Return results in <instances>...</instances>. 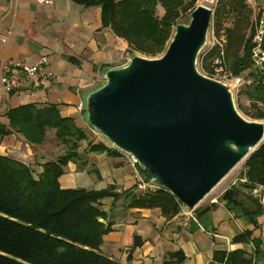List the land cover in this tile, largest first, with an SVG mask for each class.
Segmentation results:
<instances>
[{"label": "crops", "instance_id": "0c3cea01", "mask_svg": "<svg viewBox=\"0 0 264 264\" xmlns=\"http://www.w3.org/2000/svg\"><path fill=\"white\" fill-rule=\"evenodd\" d=\"M247 2L253 20L264 27V0ZM131 54L129 43L103 26L99 6L88 7L73 0H55L52 4L0 0V75L6 59L33 63L42 55L49 57L55 73L45 88L8 93L0 86V120L8 125V111L21 105H56L62 116L72 117L87 134L80 142V158L70 161L59 178L63 188L116 185L119 191L135 187L141 191L144 176L130 155L119 149L114 155L89 150L91 142L115 147L96 134L85 109H79L85 93L103 81V69L125 63ZM66 150L54 128L47 130L42 144L29 143L17 131L0 137V155L25 162L36 175L45 163ZM253 190L242 188L243 205H229L220 195L196 207L215 203L205 213L196 208L189 212L184 207L171 218L159 208H126L125 197L105 198L101 208L108 212L113 227L104 235L100 252L122 264H223L220 258L230 253L232 264L241 259H245L244 264H264V203ZM246 232L249 235L244 241L235 239ZM137 236L139 242L135 244Z\"/></svg>", "mask_w": 264, "mask_h": 264}, {"label": "trees", "instance_id": "16d2710c", "mask_svg": "<svg viewBox=\"0 0 264 264\" xmlns=\"http://www.w3.org/2000/svg\"><path fill=\"white\" fill-rule=\"evenodd\" d=\"M73 1L101 7L103 26L123 37L132 52L154 57L165 50L182 11L193 10L197 0ZM159 5L164 9L162 15L158 13ZM227 19L231 23L225 26V64L234 75L250 70L246 78L252 82L243 85L240 92L251 102L254 114L264 118V70L257 69L252 58L259 25L253 20L247 0H218L214 13L218 32ZM220 51L215 45L204 56L200 54L201 67L207 73L212 71ZM7 116L8 125L0 120V137L17 131L29 143L42 144L47 130L54 128L56 138L67 145V150L45 163L38 175L25 162L0 155V264H122L100 252L104 235L113 227L108 212L101 208V200L125 197L126 208H159L167 218L185 207L160 185L139 192L136 187L119 191L116 185L104 189L63 188L59 178L70 161L80 158L78 149L81 140L87 139L86 132L72 117L62 116L56 105L39 107L29 103L9 110ZM88 148L110 155L120 152L102 142H91ZM138 168L144 180L150 181L151 174ZM244 177L247 181L242 180ZM259 185L264 187V143L248 156L239 183L227 188L222 199L229 205H243L242 188L252 191ZM214 206L215 203L196 210L205 213ZM247 235L246 232L235 239L244 241ZM138 242L137 236L135 244ZM232 255H222L220 261L232 264ZM244 263L245 259L238 261Z\"/></svg>", "mask_w": 264, "mask_h": 264}, {"label": "water", "instance_id": "95a60500", "mask_svg": "<svg viewBox=\"0 0 264 264\" xmlns=\"http://www.w3.org/2000/svg\"><path fill=\"white\" fill-rule=\"evenodd\" d=\"M213 14L197 5L161 56L132 53L84 95L89 125L189 210L264 143V121L244 117L229 85L197 66Z\"/></svg>", "mask_w": 264, "mask_h": 264}, {"label": "built area", "instance_id": "2783aa9c", "mask_svg": "<svg viewBox=\"0 0 264 264\" xmlns=\"http://www.w3.org/2000/svg\"><path fill=\"white\" fill-rule=\"evenodd\" d=\"M40 3L52 4L55 0H35ZM264 33L262 26L258 27L257 35L255 37L256 45L253 48V58L257 67L264 70V50L261 47V39ZM213 46L218 45L221 48L220 55L212 63V71L207 75L226 82L229 87L234 90L236 87L240 88L243 85L251 84L252 80L247 79L241 75H234L225 64L224 59V40L216 37L214 30ZM215 34V35H214ZM2 72L0 75V86L8 93L23 89H40L45 88L54 78L55 73L51 68L50 59L47 55L40 56L35 62L27 63L18 59H6L2 63ZM79 109H85L83 103L79 105ZM94 130V129H93ZM96 134L101 135L94 130ZM243 181H247L244 177ZM157 185L151 181H146L142 178L141 190L148 188H155ZM253 192L260 197L264 203V187L259 185ZM189 212L192 210L187 209Z\"/></svg>", "mask_w": 264, "mask_h": 264}, {"label": "rangeland", "instance_id": "374dc122", "mask_svg": "<svg viewBox=\"0 0 264 264\" xmlns=\"http://www.w3.org/2000/svg\"><path fill=\"white\" fill-rule=\"evenodd\" d=\"M190 1V0H188ZM217 1L218 0H197L195 2V7L199 4H206L208 6H210L213 10H214V13H215V9H216V6H217ZM188 7H190V5H188ZM193 8V7H192ZM192 8L188 9L187 10H183L181 15H180V18H179V22H189L190 20V12L192 10ZM158 13L160 15H162L164 13V9L161 5H159L158 7ZM224 27L220 30V32L217 31L216 29V26H215V22H214V14H213V18H212V23H211V26H210V29H209V33H208V40H207V43L206 45L203 47V49L201 50V55H205L208 50L212 47L213 45V34H212V30H214V33L216 34V37L218 38H221L222 40H224L223 42L226 43V33H225V26L229 25L231 23L230 19H227L225 20L224 22ZM216 30V31H215ZM174 32H175V27L173 29V34H172V37L174 35ZM219 35H218V34ZM214 34V35H215ZM171 37V39H172ZM170 39V40H171ZM169 40V42H170ZM168 42V44H169ZM167 44V46H168ZM166 46V48H167ZM165 48V50H166ZM162 51L159 55L157 56H154V57H159L161 56L164 52ZM132 53H135V54H139V55H143L141 53H138V52H132ZM144 56V55H143ZM200 56V55H199ZM148 57V56H146ZM153 58V57H151ZM252 58H253V54H252ZM254 59V58H253ZM255 63V61H254ZM199 70L203 73V74H206L207 75V72L205 70L202 69V64H201V61H199L198 59V64H197ZM255 67L256 64H255ZM257 69H260L259 67H257ZM250 72V70H247L245 71L241 76L243 77H247L248 73ZM247 79H251V78H247ZM252 80V79H251ZM242 87V86H241ZM235 88L233 90L234 92V98H235V103H236V106H237V109L239 110V112L244 116L246 117L247 119L249 120H263L264 121V118H259V116H257L256 114H254V108H252L251 106V102L247 99V97L245 95H243L240 91L242 88ZM103 137V136H102ZM248 158V157H247ZM245 158L243 161H241L201 202H200V206H204L206 204H209L211 199L212 198H215V197H218L220 195H222V193L227 189L229 188L232 184L234 183H239V178L244 170V164H245V161L246 159ZM139 169V168H138ZM140 171V170H139ZM198 205V206H199Z\"/></svg>", "mask_w": 264, "mask_h": 264}]
</instances>
